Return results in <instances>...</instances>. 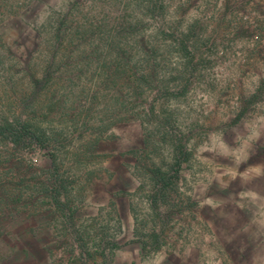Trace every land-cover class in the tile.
<instances>
[{"label": "rangeland", "instance_id": "rangeland-1", "mask_svg": "<svg viewBox=\"0 0 264 264\" xmlns=\"http://www.w3.org/2000/svg\"><path fill=\"white\" fill-rule=\"evenodd\" d=\"M15 118L62 137L0 264H264V0H0Z\"/></svg>", "mask_w": 264, "mask_h": 264}, {"label": "trees", "instance_id": "trees-1", "mask_svg": "<svg viewBox=\"0 0 264 264\" xmlns=\"http://www.w3.org/2000/svg\"><path fill=\"white\" fill-rule=\"evenodd\" d=\"M171 41L176 43L177 46L185 47L184 42L178 40V38L173 37ZM147 68H151V71L147 72ZM145 69L140 74L142 72L140 71L141 69L136 73L137 71L134 72L128 67L131 73H128L129 71L127 70L128 72L124 71L123 75L129 79L133 77L136 80H144L148 76L152 77L154 75L153 66L145 67ZM133 94L137 95L138 93L133 91ZM59 136L62 137L60 133L38 130L29 121L19 118L5 120L4 123L0 124V137L4 138L6 140L5 144H7L5 149L0 150V238H6L9 234L6 229V223L9 218L12 219L18 212L21 213L20 208L23 206L33 205L29 199L34 197L33 193L40 191L34 187L37 171L19 155V152L27 148L42 150L47 152L49 160L53 162L55 161V156L50 148V143L57 141ZM26 175L35 176L32 178V181L34 180L33 183ZM50 175L52 181L49 191L52 192L57 171Z\"/></svg>", "mask_w": 264, "mask_h": 264}]
</instances>
